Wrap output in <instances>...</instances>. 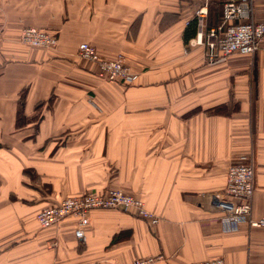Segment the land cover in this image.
I'll return each instance as SVG.
<instances>
[{"label": "crops", "instance_id": "0c3cea01", "mask_svg": "<svg viewBox=\"0 0 264 264\" xmlns=\"http://www.w3.org/2000/svg\"><path fill=\"white\" fill-rule=\"evenodd\" d=\"M202 1L0 0V264H130L155 254L160 264H264V228L225 232L207 200L249 156L251 218L264 214V52L209 62L195 35L185 38ZM254 19L264 21V0H254ZM29 25L55 33L56 48L20 43ZM80 42L105 58L122 54L134 81L97 78L77 56ZM110 188L143 200L158 223L92 209L78 238L74 216L47 228L36 220L45 206Z\"/></svg>", "mask_w": 264, "mask_h": 264}, {"label": "built area", "instance_id": "2783aa9c", "mask_svg": "<svg viewBox=\"0 0 264 264\" xmlns=\"http://www.w3.org/2000/svg\"><path fill=\"white\" fill-rule=\"evenodd\" d=\"M207 8V1L204 0L194 10L197 26L190 43L192 46H204L209 62L225 61L234 54L252 56L259 50L264 52V21L254 19V0H224L220 24L210 28L205 25ZM2 41L0 30V49ZM19 42L30 47L54 49L58 38L53 32L29 25L21 29ZM77 56L95 64V75L101 80L131 84L136 77L122 54L105 58L88 42H80ZM253 183L254 166L251 157L241 156L228 166L223 191L220 194L208 195L209 205L221 213L220 223L223 231H236L242 222H247L251 227L264 228V214L257 219L251 218ZM92 209H124L134 212L149 224L154 225L159 221V216L148 209L143 200L119 188L101 192L88 191L78 197L64 198L57 204L41 208L36 214V220L41 228H47L66 217L74 216L78 219L75 235L84 238L83 228L88 223L87 214ZM54 245V242H50L47 248L51 249ZM164 260L162 254H155L135 258L130 264H160ZM198 264H224V260L217 257Z\"/></svg>", "mask_w": 264, "mask_h": 264}, {"label": "trees", "instance_id": "16d2710c", "mask_svg": "<svg viewBox=\"0 0 264 264\" xmlns=\"http://www.w3.org/2000/svg\"><path fill=\"white\" fill-rule=\"evenodd\" d=\"M221 11H222V8L219 11V15L216 16L215 23L214 24H210V23L206 24V28H210L209 26H211V27L212 26H218L220 24V17L219 16L221 15ZM211 12H212V8H210V6H209V13L211 14ZM217 17L219 18L218 20H217ZM196 26H197V24H196V20L195 19H193V20H191L189 22V24L187 26V29H186V32H185V38H189L192 35H195ZM224 107H225L224 104L223 105H219V106H216L215 108H213L212 111H213V113H218V114L224 113L225 112L224 111ZM22 117H23V115L17 114V121H20L22 119Z\"/></svg>", "mask_w": 264, "mask_h": 264}, {"label": "rangeland", "instance_id": "374dc122", "mask_svg": "<svg viewBox=\"0 0 264 264\" xmlns=\"http://www.w3.org/2000/svg\"><path fill=\"white\" fill-rule=\"evenodd\" d=\"M221 6V5H220ZM220 6L219 7H217V8H213L212 9V12H211V14H213L214 16H218L219 15V11H220ZM208 15H209V4H208ZM205 25H206V23H205ZM25 46H27V45H25ZM30 47V46H29ZM237 161V160H236ZM134 215H136L135 213H133ZM137 216V215H136ZM144 220V219H143Z\"/></svg>", "mask_w": 264, "mask_h": 264}]
</instances>
